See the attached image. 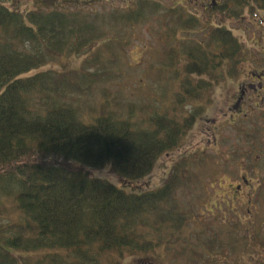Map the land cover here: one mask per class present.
Wrapping results in <instances>:
<instances>
[{"label":"trees","instance_id":"16d2710c","mask_svg":"<svg viewBox=\"0 0 264 264\" xmlns=\"http://www.w3.org/2000/svg\"><path fill=\"white\" fill-rule=\"evenodd\" d=\"M221 1L217 12L226 7ZM238 1L257 19L264 16V0ZM71 2L41 0L42 10L22 14L0 0V216L15 217L0 225V264H120L156 251L163 239L151 241L152 236L163 226L171 233L179 231L181 223L168 225L180 214L169 197L170 182L144 191L140 181L159 157L178 147L212 104L215 88L235 78L246 57L230 31L209 24L212 28L200 41H175L180 45L176 54L165 49L179 91L159 114L141 122L131 114L122 118L113 112L112 100L104 98L87 123L79 117L73 95L83 85L91 86V79L95 83L110 79L102 64L86 71L95 53L88 54L99 43L100 51L106 48L108 26L126 28L125 36L137 22L158 17L160 7L137 0L122 13L114 10L104 16L90 10L70 11ZM183 11H169L168 30L189 35L195 28L206 32L208 27L202 30L198 19ZM159 19V24H166V13ZM162 36L166 38V33ZM166 40L170 44L174 39L168 34ZM70 56L84 59L79 70L40 71ZM94 59L98 62V53ZM186 161L176 163L172 185L185 178ZM107 167L128 187L83 172ZM138 229L149 232L138 234ZM163 249L171 252L172 259L186 251L183 246L175 252L169 243Z\"/></svg>","mask_w":264,"mask_h":264},{"label":"rangeland","instance_id":"374dc122","mask_svg":"<svg viewBox=\"0 0 264 264\" xmlns=\"http://www.w3.org/2000/svg\"><path fill=\"white\" fill-rule=\"evenodd\" d=\"M2 1L22 14L39 11L43 7L41 0ZM136 1L103 0L95 4L90 0H72L68 8L70 11L90 10L106 16L114 10L122 13ZM149 1L158 3V17L151 16L146 21L137 22V25L127 29L125 36L126 28L108 26L105 35L108 38L105 42L107 50L100 51L99 43L88 54L90 57L92 53H98L99 59L92 62L94 54L86 71H94L96 67L93 65L102 64L100 68L108 73L110 79L97 83L91 79V86L83 85L82 90L73 95L72 102L85 122H90V117L97 115L104 98L112 100L113 112L122 118L131 114L134 121L141 122L145 116L159 114L170 96L179 91L176 79L169 72L174 70L165 49L169 48L176 54L182 41H200L212 28L209 24L213 29L221 26L230 31L238 40V45L244 48L246 57L241 60L239 78L222 82L212 91L213 102L206 108L205 114L192 124L178 147L159 157L150 173L140 181L144 191L156 190L165 182H170L167 184L169 197L173 199L180 217L175 215L168 227L181 223L182 228L173 234L172 230L163 226L151 239H163L161 248L159 246L156 251H148L141 257L127 258L120 264H264V80L254 81H258L257 75L264 77V44L261 42V38L264 39V16H260V24L252 15L251 8L238 0H224L226 7L219 12L215 11L220 9L215 5L221 0ZM180 9L187 17L197 18L202 30L208 27L206 32L201 33L195 28L192 30L194 34L189 35L183 30H168L167 25L172 26L169 11ZM165 13L166 24H159V17ZM165 33L166 38L170 34L174 42L168 44L162 36ZM114 40L120 44L114 46ZM83 62V58L70 56L48 64L40 71L75 72ZM252 83L253 90H244L246 94L240 96V89H246ZM233 111L235 116L230 114ZM187 116L184 114V117ZM140 126L148 128L147 125ZM183 159H189L183 173L185 178L172 185L171 172ZM192 159L195 164H192ZM201 160L203 164L197 163ZM86 171L92 178L119 188L128 187L126 180L113 174L110 167L92 172L83 169L84 173ZM7 207L10 205L7 204ZM13 218L0 216V225ZM141 231L149 232L148 229L136 232L139 234ZM167 243L175 252L183 246L187 251L172 259L171 252L163 249ZM215 243L217 250L214 253L208 251ZM201 244L206 246V251ZM231 245L238 247L234 256H230ZM101 262L99 264H113Z\"/></svg>","mask_w":264,"mask_h":264}]
</instances>
